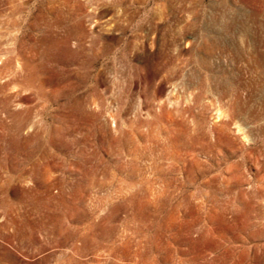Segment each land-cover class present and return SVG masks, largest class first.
<instances>
[{
  "label": "rangeland",
  "instance_id": "374dc122",
  "mask_svg": "<svg viewBox=\"0 0 264 264\" xmlns=\"http://www.w3.org/2000/svg\"><path fill=\"white\" fill-rule=\"evenodd\" d=\"M0 264H264V0H0Z\"/></svg>",
  "mask_w": 264,
  "mask_h": 264
},
{
  "label": "bare ground",
  "instance_id": "6f19581e",
  "mask_svg": "<svg viewBox=\"0 0 264 264\" xmlns=\"http://www.w3.org/2000/svg\"><path fill=\"white\" fill-rule=\"evenodd\" d=\"M12 80V79H11ZM222 93V92H221ZM230 125V124H229ZM227 127H228V124H227ZM239 130V129H238ZM240 132V131H239Z\"/></svg>",
  "mask_w": 264,
  "mask_h": 264
}]
</instances>
